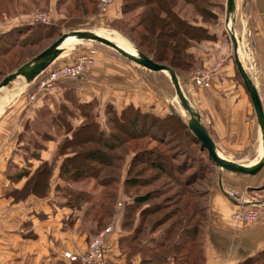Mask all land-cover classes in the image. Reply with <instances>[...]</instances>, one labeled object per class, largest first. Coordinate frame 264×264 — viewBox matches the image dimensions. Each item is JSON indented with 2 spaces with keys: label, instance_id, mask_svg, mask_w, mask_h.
Wrapping results in <instances>:
<instances>
[{
  "label": "trees",
  "instance_id": "1",
  "mask_svg": "<svg viewBox=\"0 0 264 264\" xmlns=\"http://www.w3.org/2000/svg\"><path fill=\"white\" fill-rule=\"evenodd\" d=\"M97 4L98 0H56L55 5L65 16L82 17L96 15ZM197 4L198 0H120L123 17L111 27L122 31L154 61L189 73L198 63L189 48L211 37L205 25L217 19L215 12ZM183 5L191 8L189 17L182 11ZM39 6L48 9L49 0H0V14L29 16L27 13ZM21 21V25L9 26L0 34V80L50 44L44 42L61 34V27L55 23ZM39 77L30 84V91ZM95 108L94 114L82 109L84 120L75 128L62 116L51 114L46 105L38 108L18 141L31 123H41L43 115L62 124L64 137L57 142L51 160L36 157L40 160L32 171L10 162L6 169L10 184L22 178L25 181L20 188H6L4 194L14 202L29 195L47 197L57 168L63 184L55 183L54 196L71 211H82L76 219L89 241L110 222L121 186L131 195L118 242L128 263L139 256V264H204L209 189H201L200 180L208 177L214 164L187 121L174 108L165 115L142 111L131 103L121 109L111 102ZM100 115H105L103 124L98 120ZM130 142H136L137 147L132 148ZM196 151L206 157H198ZM129 153L126 174L121 178ZM13 167L16 173L10 172ZM92 182L101 189L89 190ZM237 264H264V249Z\"/></svg>",
  "mask_w": 264,
  "mask_h": 264
},
{
  "label": "crops",
  "instance_id": "2",
  "mask_svg": "<svg viewBox=\"0 0 264 264\" xmlns=\"http://www.w3.org/2000/svg\"><path fill=\"white\" fill-rule=\"evenodd\" d=\"M55 4L56 0H50L48 10L52 23L58 24L61 29H85L81 27L84 24L81 21H85V24L91 22L96 28L111 30V25L123 17L120 0H114L106 12L82 17L65 16L57 12ZM241 8L242 14L240 18L236 16L234 23V33L238 39L237 54L257 89L264 110V0H242ZM22 17L29 18L26 15ZM198 20L200 22V18ZM239 22L240 29L236 30ZM205 27L211 37L189 48L198 63L190 73L178 75L179 83L184 95L199 113L200 121L219 154L251 165L263 153L262 136L249 93L236 68L225 16L220 24ZM112 30V35L119 34L128 40V44L134 45L122 31L116 28ZM81 53L91 54L95 63L70 87L79 97L89 98L93 95L103 105L111 102L118 109L131 103L142 111L157 115H165L172 108L170 104L166 107L159 104L163 101L166 104L170 100L161 98L160 91L153 84L154 77H158V73L165 76V72H153L129 60L116 58L97 45L83 44L64 50L51 67L71 64ZM221 58L224 59L223 66L217 69L210 85L197 86L194 82L197 70L208 69ZM32 91L27 87V91L17 97L7 93L0 95V264H69L62 258L61 252L85 247L87 233L78 228L79 218L74 224H68L70 208L59 204L54 196V188L51 187L47 197L29 195L19 202L4 194L10 185L20 188L25 181L22 178L10 184L6 169L10 162L23 166L29 161L18 137L24 132L26 122L36 116L38 108L44 103L42 95L29 102L27 96ZM163 107L168 110L163 111ZM52 142L56 146L57 141ZM53 148L46 146L41 149L39 158L48 160ZM39 160L33 159L34 167ZM57 172L56 168L53 175L59 181ZM212 178L204 264H237L264 249V216L251 224L236 221L232 216L236 204L225 195L224 190L234 189L248 197L261 195L264 198V166L253 175L216 167L212 171ZM122 234L120 228L106 239L111 249L106 264H139V256L128 263L120 251L118 242Z\"/></svg>",
  "mask_w": 264,
  "mask_h": 264
},
{
  "label": "rangeland",
  "instance_id": "3",
  "mask_svg": "<svg viewBox=\"0 0 264 264\" xmlns=\"http://www.w3.org/2000/svg\"><path fill=\"white\" fill-rule=\"evenodd\" d=\"M50 1V0H49ZM225 1L226 0H198V4L200 6H204L209 8L212 12H215L217 14V19L214 21V23L208 24V25H215V24H220L222 21V18L225 16ZM26 3L28 1H25ZM197 4V5H198ZM43 4H41L40 6H42ZM39 6V8L34 9L32 8V10L27 13L30 14L29 17L33 14H37V13H42V14H46L49 16L50 21L49 22H41V23H52V18L50 16V11L48 9H41ZM242 0H236V16L239 15L240 18V14H242ZM184 12H188V14L186 13V15L189 17L190 12H191V8L190 7H186V5H183V10ZM22 15L25 14H20L18 16H7L4 13L0 14V34L1 32L7 30L9 28V26H14L17 25L18 23L22 22L21 20H25L27 19L28 24L29 23H36V21H33V19L30 18H23ZM20 20V21H19ZM84 24H81L83 26L81 27H85V29H89L92 31H96L99 34H103L104 36L110 37L114 40H125L124 38H122L119 34H115L112 35L113 30L111 28L110 29H106V30H102L100 28H96L93 24H85V21H81ZM23 24V23H22ZM21 25V24H18ZM236 30L240 29V22L238 25H236ZM70 30H74V29H67V28H62L61 29V33L63 32H68ZM115 32V31H114ZM58 36H55L52 40L44 42L43 44L46 43H52ZM128 41V40H127ZM83 44H94L95 46H99L105 50H107L110 54H112L113 56H115L116 58L119 59H125L122 56H120L117 52H115L114 50L106 47L103 44H100L98 42L95 41H90V40H81V41H77L76 43H72V45L64 50H68L71 48H75L78 47L80 45ZM63 50V51H64ZM127 60V59H126ZM224 63V59H220L218 62H216L214 65H212L210 68L208 69H215V73H217V69H220V65L221 67L223 66ZM196 67V66H195ZM194 67V68H195ZM219 67V68H218ZM198 71V70H197ZM176 72V71H175ZM191 72V71H190ZM189 72V73H190ZM158 77H154V87L155 89H157L158 91H160L161 94V98L166 97L168 100H170L168 103L164 104L163 102L159 104L160 105H167L170 104L172 106V108H174L175 110H177L181 116L185 119L188 116V114L185 112V110L182 108V106L180 105V102L178 100V98L176 97L174 88L171 85V82L169 80L168 75L165 73V76L162 75L163 73H158ZM177 76H182L184 74H186V72H182V71H178L176 72ZM76 79H67L62 81V82H58L57 85L50 93L46 94L44 96V103L43 105H46L49 110L50 113L53 115H60L63 118H65V120L68 122V124L72 127L75 128L76 126H78L84 119L81 116V112L82 109H84L86 112H91V113H95L96 110V105H99L101 108H103L102 103L97 102L98 100H96V97H79V95L77 93H74V91L72 90V88H70L72 86V84L74 83ZM34 82V81H33ZM32 83V82H31ZM31 83H26L25 80L22 77H18L15 80H13L12 82H10L7 86L1 88L0 90V95H4L5 93H7V95H13V97H17L19 96L21 93L26 92L27 91V87H30ZM28 84V85H27ZM61 89H59V86ZM0 105H2L0 103ZM95 106V107H94ZM166 107V106H165ZM168 110V108H164L163 107V111ZM101 111V110H100ZM160 110V112H163ZM52 115V116H53ZM42 120H39L41 123H38V120H36L35 122L30 124V127L25 130V133L23 135L22 138V146L27 148L26 151V155L29 156V161H26V163L23 165L24 168H27L32 171L34 169V165H33V159H36V157L38 156V154L40 153L41 150L39 149L43 147L45 148L46 146H52L53 151L51 152V155L49 157L48 160H51L54 154V142H52V140H56L57 142H61L62 138L64 137V127L62 126V124L60 122H56V120H53V122L51 121L49 115H43V117H41ZM105 115H100V118H98L99 121L102 122L104 121ZM57 120L59 118H56ZM52 139V140H50ZM31 141H33V144L35 145V142L38 144L37 148H34L33 144L31 143ZM49 141V142H48ZM129 145L134 148L137 147L136 142H130ZM196 155L199 156H204L206 157L204 152H200V151H196L195 153ZM131 153H129V155L126 158V161L124 162V164L122 165V169H121V178H123L126 174V170L128 167V163H129V159L131 157ZM29 165V166H28ZM18 166V165H17ZM18 167H22V166H18ZM36 167V166H35ZM215 166H211L210 170L211 172L208 173V177L205 179L200 180V185H201V189H210L211 184H212V171L215 170ZM55 170V169H54ZM11 173H16L17 172V168L13 167L10 170ZM55 174V173H54ZM56 175H53L51 178V186L54 187L55 183L59 182L57 180V178L55 177ZM60 185L63 184V182L59 183ZM94 183H90V185H88V189L89 190H100L101 188L98 186L93 185ZM120 185H122V183H120ZM12 186V185H10ZM145 190V189H143ZM58 199V202L61 201L60 198L56 197ZM130 198L131 195L125 191V189L121 186H119L118 190H117V194L115 197V201L113 204V211L115 212L116 210V204L118 201H123L124 204V210H123V214H122V220H123V216L125 213V209L126 206L128 204V202H130ZM60 204V203H59ZM61 205V204H60ZM85 207L88 206L84 205ZM77 216H82V211L81 210H72L70 209V212H68V216H67V220H71L73 222V224L75 223V219L77 218ZM80 222H79V226L80 227ZM84 230V228H83ZM88 237H90L88 235ZM63 252V251H62ZM61 252V254H62Z\"/></svg>",
  "mask_w": 264,
  "mask_h": 264
},
{
  "label": "water",
  "instance_id": "4",
  "mask_svg": "<svg viewBox=\"0 0 264 264\" xmlns=\"http://www.w3.org/2000/svg\"><path fill=\"white\" fill-rule=\"evenodd\" d=\"M236 21V0L225 1V23L228 28L229 36L234 51V61L237 71L243 81V84L249 93L252 106L255 112L256 120L259 125L262 136V151L261 156L251 165L238 163L228 158H225L219 154L216 145L206 128L200 121L199 113L194 110L187 97L180 86L178 76L175 70L164 63L154 61L150 56L140 51L135 45L132 44L134 52H130L122 48L119 44L113 40L107 38L104 35H100L95 31L88 29H75L68 32L61 33L52 43L46 48L41 50L32 58L28 59L19 67L15 68L8 74H6L0 80L1 88L7 86L10 82L18 77H22L26 83L33 82L44 70H46L55 59L63 52L64 49H60L62 43L68 37H75L79 41L90 40L95 41L106 47L114 50L123 58L153 72H165L174 88L176 97L178 98L180 105L188 114L187 126L196 137L198 142L203 148L206 149L208 157L213 162L214 166L222 170L231 172H237L247 175H253L257 173L264 166V110L261 104V100L255 85L253 84L250 76L245 71L242 62L237 54L238 51V39L234 33V23ZM228 24L230 26H228Z\"/></svg>",
  "mask_w": 264,
  "mask_h": 264
},
{
  "label": "built area",
  "instance_id": "5",
  "mask_svg": "<svg viewBox=\"0 0 264 264\" xmlns=\"http://www.w3.org/2000/svg\"><path fill=\"white\" fill-rule=\"evenodd\" d=\"M113 3L114 0H98V12H106ZM31 18L36 22L50 21L49 16L42 13H35ZM94 63L91 54L81 53L71 64L56 67L50 65L39 75L40 77L38 76L35 89L27 96L28 101L34 102L37 96H45L50 93L58 82L84 76L94 66ZM215 74V69L198 70L194 76V82L197 86L208 87ZM224 193L236 204V209L232 214L236 221L251 224L264 216V198L261 195L248 197L234 189H225ZM123 210V201H118L110 222L93 236L85 247L77 251L64 250L62 252L63 257L69 262H77L78 264H106L111 250L106 239L114 231L120 229Z\"/></svg>",
  "mask_w": 264,
  "mask_h": 264
},
{
  "label": "bare ground",
  "instance_id": "6",
  "mask_svg": "<svg viewBox=\"0 0 264 264\" xmlns=\"http://www.w3.org/2000/svg\"><path fill=\"white\" fill-rule=\"evenodd\" d=\"M228 26H230L229 24H228ZM96 32V31H95ZM96 33H98V32H96ZM99 34V33H98ZM100 35H103V34H100ZM107 37V36H106ZM107 38H109V39H111V40H113L114 42H116L117 44H119L122 48H124L125 50H128V51H130V52H134V50H133V47H132V44L130 43V44H128L127 42V40H114V39H112V38H110V37H107ZM77 41H79L78 39H76L75 37H68L63 43H62V45H61V47H60V49H67V48H69L71 45H72V43H76Z\"/></svg>",
  "mask_w": 264,
  "mask_h": 264
}]
</instances>
